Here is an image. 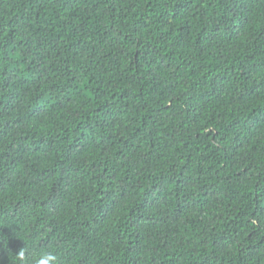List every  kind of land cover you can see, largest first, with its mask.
<instances>
[{
	"label": "trees",
	"instance_id": "16d2710c",
	"mask_svg": "<svg viewBox=\"0 0 264 264\" xmlns=\"http://www.w3.org/2000/svg\"><path fill=\"white\" fill-rule=\"evenodd\" d=\"M46 251L264 264V0H0V264Z\"/></svg>",
	"mask_w": 264,
	"mask_h": 264
},
{
	"label": "clouds",
	"instance_id": "9594fccd",
	"mask_svg": "<svg viewBox=\"0 0 264 264\" xmlns=\"http://www.w3.org/2000/svg\"><path fill=\"white\" fill-rule=\"evenodd\" d=\"M17 257L23 262L25 259V251L21 249ZM35 264H58V257L52 252H42L35 258Z\"/></svg>",
	"mask_w": 264,
	"mask_h": 264
}]
</instances>
